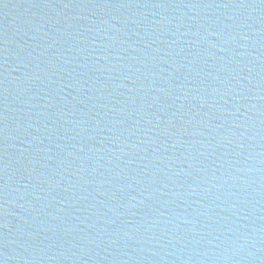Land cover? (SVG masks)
Returning a JSON list of instances; mask_svg holds the SVG:
<instances>
[{
	"label": "water",
	"instance_id": "obj_1",
	"mask_svg": "<svg viewBox=\"0 0 264 264\" xmlns=\"http://www.w3.org/2000/svg\"><path fill=\"white\" fill-rule=\"evenodd\" d=\"M0 264H264V0H0Z\"/></svg>",
	"mask_w": 264,
	"mask_h": 264
}]
</instances>
